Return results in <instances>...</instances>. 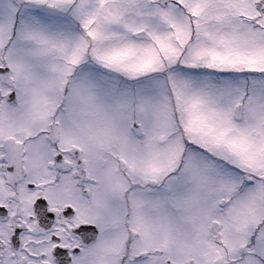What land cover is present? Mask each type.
<instances>
[{"label": "snow or ice", "instance_id": "6c2138e0", "mask_svg": "<svg viewBox=\"0 0 264 264\" xmlns=\"http://www.w3.org/2000/svg\"><path fill=\"white\" fill-rule=\"evenodd\" d=\"M0 264H264V0H0Z\"/></svg>", "mask_w": 264, "mask_h": 264}]
</instances>
